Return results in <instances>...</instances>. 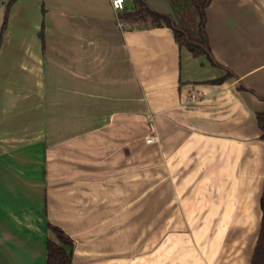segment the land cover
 I'll list each match as a JSON object with an SVG mask.
<instances>
[{"label":"crops","instance_id":"crops-1","mask_svg":"<svg viewBox=\"0 0 264 264\" xmlns=\"http://www.w3.org/2000/svg\"><path fill=\"white\" fill-rule=\"evenodd\" d=\"M145 1L172 15L167 0ZM120 13L111 0L10 9L0 50V264H47L48 225L76 243L73 264H157L115 260L100 233L109 223L83 203L91 184L112 192L113 176L149 148L154 217L168 191L171 221L179 207L191 226L174 231L191 236L196 253L251 264L264 190V0H213L217 67L179 48L171 30L122 23ZM143 212L134 209L138 224Z\"/></svg>","mask_w":264,"mask_h":264},{"label":"rangeland","instance_id":"rangeland-1","mask_svg":"<svg viewBox=\"0 0 264 264\" xmlns=\"http://www.w3.org/2000/svg\"><path fill=\"white\" fill-rule=\"evenodd\" d=\"M120 161L119 158L115 159ZM21 162H24L21 161ZM89 194L83 197L86 215L91 217L97 210L109 223L103 225L101 234L109 240L115 254V260L137 261L145 259L152 261L156 256L157 264H209L208 260L194 251V241L191 236L179 235L174 231L178 228L189 227L190 222L184 219L178 207L176 219L171 221L168 191L162 192L161 218L153 214L154 191V153L152 148L145 151V156L127 162V167L113 176V190L105 192L94 191L92 184L88 188ZM137 191L136 194H134ZM110 193V195H109ZM122 204L123 207L121 206ZM139 205L144 212L140 214L139 224L134 216V209ZM81 204H78V208ZM125 218L127 222H125ZM160 218V219H159ZM187 224V225H186ZM160 228L161 234L154 235L155 229ZM50 232V231H49ZM88 233V232H83ZM81 233V234H83ZM146 234H150L146 237ZM146 237V238H145ZM146 243H143V240ZM129 243V246L126 245ZM142 249L138 251V247ZM156 251V252H155ZM130 252V253H129Z\"/></svg>","mask_w":264,"mask_h":264},{"label":"trees","instance_id":"trees-1","mask_svg":"<svg viewBox=\"0 0 264 264\" xmlns=\"http://www.w3.org/2000/svg\"><path fill=\"white\" fill-rule=\"evenodd\" d=\"M17 0H0V50L8 24L10 9ZM132 7L120 13L119 20L129 25L167 28L174 34L179 48H185L195 58H206L217 67L213 59L207 32V10L213 0H167L172 8V15L165 16L155 12L145 0H130ZM42 37V36H41ZM231 77L214 82L222 84ZM258 126L264 140V115H258ZM262 221L259 240L251 264H264V190L260 201ZM52 238L47 242V264H73L76 243L60 228L48 225Z\"/></svg>","mask_w":264,"mask_h":264},{"label":"built area","instance_id":"built-area-1","mask_svg":"<svg viewBox=\"0 0 264 264\" xmlns=\"http://www.w3.org/2000/svg\"><path fill=\"white\" fill-rule=\"evenodd\" d=\"M111 4H112V8L114 10L115 13H119V12H122L125 8V0H111ZM197 99L196 95L195 94H191L190 95V100L191 101H195ZM154 141L155 139L153 137L151 138H148L146 143L148 145H153L154 144Z\"/></svg>","mask_w":264,"mask_h":264}]
</instances>
